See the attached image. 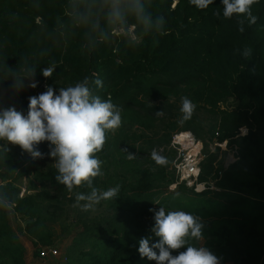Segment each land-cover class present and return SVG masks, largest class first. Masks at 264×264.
Wrapping results in <instances>:
<instances>
[{
	"label": "trees",
	"instance_id": "1",
	"mask_svg": "<svg viewBox=\"0 0 264 264\" xmlns=\"http://www.w3.org/2000/svg\"><path fill=\"white\" fill-rule=\"evenodd\" d=\"M217 12L221 0L207 8L192 0H0V108L27 115L29 98L46 86L58 90L87 77L122 119L96 153L103 175L93 178L102 190L119 185L118 198L94 210L76 199L92 186L69 190L55 179L47 142L39 145L44 157L33 160L0 141V264H29L23 239L35 259L67 240L66 264H155L137 249L141 238L156 241L150 210L160 206L198 216L202 246L220 264H264V0L252 5L255 22ZM52 64L53 76L44 78ZM185 96L197 107L180 124ZM202 111L212 120L202 121ZM182 132L235 150L224 167L216 163L220 149L205 143L201 192L184 184L169 190L176 183L170 143ZM154 150L164 165L153 160Z\"/></svg>",
	"mask_w": 264,
	"mask_h": 264
},
{
	"label": "clouds",
	"instance_id": "2",
	"mask_svg": "<svg viewBox=\"0 0 264 264\" xmlns=\"http://www.w3.org/2000/svg\"><path fill=\"white\" fill-rule=\"evenodd\" d=\"M199 8H207L214 0H192ZM256 0H221L222 13L226 19L233 16L251 18L252 5ZM143 12L142 7H138ZM121 17L119 10L115 12ZM122 18V17H121ZM243 23V21H241ZM243 31V27L239 29ZM242 55L248 57L251 50L245 48ZM56 70L52 64L41 71L44 78H51ZM97 88L103 87V81L94 80ZM31 88L37 87L33 81ZM197 105L188 97H181L180 124L192 118ZM157 112V116L163 115ZM122 124L119 108L110 100L93 93L89 87V78L73 86L54 89L46 86L45 91L29 98L27 115L16 110L14 106L0 108V141L7 145L19 146L33 160L44 157L39 150L42 142H47L48 155L54 158L57 169L55 179L72 190L83 182L92 186L87 194L78 193L76 199L83 201L80 207L94 210L104 200L116 199L120 186L99 189L93 185V178L103 175L102 161L96 155L106 141L109 130L118 129ZM4 151H10L9 147ZM129 158L134 155L128 154ZM153 160L159 164L166 163V157L157 151L152 153ZM153 212L151 232L156 238L144 237L138 241V254L141 258L154 261L155 264H220V259L207 247L202 246L203 224L198 216L184 210H166L160 206ZM195 241L196 243H192ZM184 251L173 255L174 250Z\"/></svg>",
	"mask_w": 264,
	"mask_h": 264
},
{
	"label": "built area",
	"instance_id": "3",
	"mask_svg": "<svg viewBox=\"0 0 264 264\" xmlns=\"http://www.w3.org/2000/svg\"><path fill=\"white\" fill-rule=\"evenodd\" d=\"M170 148L176 151L172 162L176 177V183L172 185L174 189L177 185L184 184L187 188L194 187L196 192L205 190L206 184L197 182L203 160L201 143L190 132H182L173 136Z\"/></svg>",
	"mask_w": 264,
	"mask_h": 264
},
{
	"label": "rangeland",
	"instance_id": "4",
	"mask_svg": "<svg viewBox=\"0 0 264 264\" xmlns=\"http://www.w3.org/2000/svg\"><path fill=\"white\" fill-rule=\"evenodd\" d=\"M199 117H201L202 121L204 122H209L212 120L211 114L202 111L199 112ZM246 131L244 129L241 130V135H245ZM196 139V137L194 136ZM198 140V139H196ZM201 143L202 146V156L204 154V151L206 150L205 148V143L207 144V149L209 151H214L216 147L220 149L218 155H217V161L216 163L222 164L224 167L228 164H230V161L235 159V150L232 149H227L226 143L213 145L211 142H204L203 140H198ZM2 149L0 145V150ZM175 151V150H174ZM160 152V150H159ZM176 153V151H175ZM54 162V158L50 161V164ZM22 188V194L25 192V182H22L21 185ZM200 189V186L198 187ZM170 191L174 190V187L171 186L169 189ZM203 241H201V244ZM67 240H65L62 244H60L57 248H42L40 250V255L39 258L35 259L33 257L34 253V248L32 247L31 243L25 239H23V245L25 249L27 250V262L29 264H66V259H65V251L64 248L66 246Z\"/></svg>",
	"mask_w": 264,
	"mask_h": 264
},
{
	"label": "crops",
	"instance_id": "5",
	"mask_svg": "<svg viewBox=\"0 0 264 264\" xmlns=\"http://www.w3.org/2000/svg\"><path fill=\"white\" fill-rule=\"evenodd\" d=\"M230 162H232V161H230Z\"/></svg>",
	"mask_w": 264,
	"mask_h": 264
}]
</instances>
